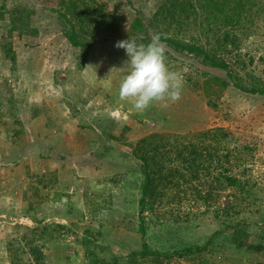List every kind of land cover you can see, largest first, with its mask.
Here are the masks:
<instances>
[{"label":"rangeland","instance_id":"rangeland-1","mask_svg":"<svg viewBox=\"0 0 264 264\" xmlns=\"http://www.w3.org/2000/svg\"><path fill=\"white\" fill-rule=\"evenodd\" d=\"M85 2L90 27L78 35L90 48L65 38L59 0H0V264H130L142 251L144 179L131 154L150 135L166 136L168 149L205 146L200 164L208 171L192 186L211 194L182 202L181 218L166 207L147 210L150 251L212 240L203 252L137 257L135 264H264V97L233 87H264V10L244 32L227 28L236 42L219 52L234 75L227 88L215 81L226 72L162 42L170 70L183 78L181 99L138 113L119 97L129 57L115 45L161 31L174 37L176 24L154 20L161 0ZM98 14L119 17L120 29L98 27ZM138 18L143 32L134 33ZM184 35L178 39L217 47V35L207 41L199 25ZM210 130L227 138L204 139Z\"/></svg>","mask_w":264,"mask_h":264},{"label":"trees","instance_id":"trees-1","mask_svg":"<svg viewBox=\"0 0 264 264\" xmlns=\"http://www.w3.org/2000/svg\"><path fill=\"white\" fill-rule=\"evenodd\" d=\"M258 0H161L158 6V10L155 12L154 20L162 22V24H176L175 36L162 34V42H165L171 46H174L177 50L190 53L192 55H198L202 57V60L213 68H218L226 72L228 78H215L217 83H220L222 87H229L230 82L234 81V75L229 71V64L226 60L220 58L219 52L225 46L229 44L235 45V40L231 38L232 31L229 32L227 28L238 27L240 31L247 30L244 26L247 22L253 23L254 19H258L259 13L264 10L261 7H257ZM261 4V3H260ZM259 5V4H258ZM59 9L56 11L58 17L61 19L63 26V34L69 43L75 47H92L91 42L80 40L78 30L83 31L89 29L90 20L85 13H92V7L85 2V0H59ZM258 11H255V8ZM99 13L98 11H96ZM102 21L92 20L98 27L106 30H118L120 29V19L117 16L98 14ZM86 17V18H85ZM192 25H199L202 28L203 34L206 36L207 41H210V35H217L216 45L217 47H204L198 44L196 40L187 42V40H179L181 35L183 39H186L184 33L186 28ZM86 27V28H85ZM143 24L141 20L136 19L132 25L134 33L137 30L143 32ZM166 29L170 30V26H166ZM222 29H225L223 31ZM221 30L222 33H219ZM134 33L132 35H134ZM157 34V33H155ZM133 38H136L135 36ZM138 42L147 44L150 42V38L140 39L136 38ZM210 45V43H208ZM9 53L12 52V48H9ZM15 61V57L11 58ZM227 80V81H225ZM233 87L239 91L255 94L264 97V87L260 85L252 84L250 88L240 84L239 82L233 83ZM204 139L211 141H222L227 138L223 130H210L202 134ZM158 139V141H157ZM166 140L164 135H150L148 138H143L136 148L132 151V157L140 164V170L144 177L141 188V198L139 200V232L142 238V251L140 253H133L130 256L129 263L135 264L137 257H150V256H164L166 258L179 257L183 258L189 254L195 252H203L209 248L211 244V238L203 246H190L173 251L171 253H162L160 251L151 252L146 240L147 225L144 217L147 210L154 211L157 208L166 207L169 209V213L183 216L177 213L178 206L185 200H190L189 197H195L196 200H206L211 197V194L203 196L204 194L199 189L194 188L192 183L197 180L201 172L208 171V168L201 167V149L200 145H195L187 142H174L171 149H168V142L163 143ZM200 146V147H199ZM105 147V145H103ZM205 147V146H204ZM203 147V148H204ZM109 148V147H107ZM167 152L162 153V151ZM172 165H166V163ZM227 184L234 186L238 183L237 179L228 175H223ZM203 194V195H202ZM61 196L58 197L60 200ZM229 214V213H228ZM184 217H188V213L184 214ZM181 218V217H180ZM189 218V217H188ZM165 220V219H164ZM63 228V225H58ZM220 232L214 233L218 235ZM41 248V247H40ZM36 254V253H35ZM42 259V258H41ZM98 264H109L101 262ZM114 264H117L115 261Z\"/></svg>","mask_w":264,"mask_h":264},{"label":"clouds","instance_id":"clouds-1","mask_svg":"<svg viewBox=\"0 0 264 264\" xmlns=\"http://www.w3.org/2000/svg\"><path fill=\"white\" fill-rule=\"evenodd\" d=\"M115 47L124 49L129 57L127 74L119 85L121 101L130 103L136 112L143 113L154 104L167 108L170 102L176 103L181 99L183 78L168 66L162 34L153 35L147 44L129 38L117 42Z\"/></svg>","mask_w":264,"mask_h":264},{"label":"crops","instance_id":"crops-1","mask_svg":"<svg viewBox=\"0 0 264 264\" xmlns=\"http://www.w3.org/2000/svg\"><path fill=\"white\" fill-rule=\"evenodd\" d=\"M46 160V159H45Z\"/></svg>","mask_w":264,"mask_h":264}]
</instances>
